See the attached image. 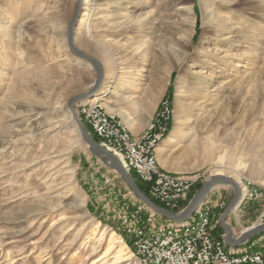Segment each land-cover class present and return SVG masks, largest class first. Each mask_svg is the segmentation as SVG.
Here are the masks:
<instances>
[{"label": "rangeland", "instance_id": "1", "mask_svg": "<svg viewBox=\"0 0 264 264\" xmlns=\"http://www.w3.org/2000/svg\"><path fill=\"white\" fill-rule=\"evenodd\" d=\"M77 6L78 0H0V264H140L121 214L140 209L144 227L150 220L175 223L141 204L73 124L69 101L89 93L97 79L68 44ZM84 10L83 1L74 46L102 64L104 80L77 113L95 100L111 111L131 83L130 104L118 115L143 138L168 101L158 163L196 182L180 209L159 206L180 214L212 176L222 175L245 189L227 222L233 238L264 226V195L251 201L247 193L264 194V0H92L80 24ZM117 66L124 69L115 76ZM179 130L183 135L160 154ZM234 195V187L217 186L198 209L213 208L214 237L227 248L264 250V231L227 245L220 219Z\"/></svg>", "mask_w": 264, "mask_h": 264}, {"label": "built area", "instance_id": "2", "mask_svg": "<svg viewBox=\"0 0 264 264\" xmlns=\"http://www.w3.org/2000/svg\"><path fill=\"white\" fill-rule=\"evenodd\" d=\"M171 113L169 102L164 101L149 133L136 138L118 113L109 111L103 101L83 103L78 110L102 145L122 157L127 170L135 172L151 197L175 210L188 201L196 179L171 174L158 163L155 144L167 131ZM247 193L251 201H258L264 195L258 189H247ZM139 214L140 209L133 217L123 212L120 219L124 231L133 240L140 264H264V250L229 249L222 238L214 237L215 214L208 203L183 224L156 226L150 220V225L144 227L138 219Z\"/></svg>", "mask_w": 264, "mask_h": 264}, {"label": "water", "instance_id": "3", "mask_svg": "<svg viewBox=\"0 0 264 264\" xmlns=\"http://www.w3.org/2000/svg\"><path fill=\"white\" fill-rule=\"evenodd\" d=\"M82 5H83V0H78L77 11L73 16L68 28V44L74 56L83 59L94 66L97 72V79L95 81V84L93 85L92 90L89 93L75 96L69 101L68 111L72 115L73 124L77 128L84 142L87 145H89L91 149L95 151L97 154L108 158L112 162V166L119 172L127 187L137 197V199L141 204H143L149 211L153 212L156 215L161 216L166 220L173 221L177 224L185 223L195 213L198 207L203 204L204 200L207 198V196L210 194L213 188L222 185L232 186L235 188V195L231 200V202L228 204L225 212L223 213L220 219V225L225 230L227 245L230 247H237L243 244V242L248 240L249 238L264 231V226H260L245 231V233H243V235H241L238 239L233 238L232 230L227 222L230 215L235 210H237L242 204V202L245 200L242 199L241 186L234 178L226 177L222 175L212 176L203 185V187L194 195L189 205L180 214H176L164 209L163 207H160L151 199H149L140 189L136 181L132 178V176L130 175L126 167L122 164V162L119 160V158L115 154L105 149L100 143L96 142L94 138L88 133L82 121L78 117L77 106L78 103L91 99L96 95L104 80V69L99 61L77 50L74 46V30L76 27L77 20L80 18L82 14L81 13Z\"/></svg>", "mask_w": 264, "mask_h": 264}, {"label": "bare ground", "instance_id": "4", "mask_svg": "<svg viewBox=\"0 0 264 264\" xmlns=\"http://www.w3.org/2000/svg\"><path fill=\"white\" fill-rule=\"evenodd\" d=\"M84 2H85V10H84V15H83V17H82V19L80 20V24H82V23H85V22H87L88 21V19H89V17H90V14H88V9H89V6H90V3H92V0H83ZM92 6V5H91ZM97 9H98V7H96ZM186 9H188V10H190V8H188V7H185ZM206 32V31H205ZM101 54V53H100ZM116 71H114V75L115 76H117L124 68H122V67H119V66H117L116 68ZM109 79H111V78H109ZM114 79H115V77H114ZM107 83H114V81H107ZM117 83V82H116ZM110 88V87H109ZM103 89V88H102ZM107 89V88H106ZM132 89H133V91H135L134 90V88L132 87V85H131V83H129V85H128V88H127V90H126V92H123V93H121V94H118V96L119 97H117V99H115L113 102H111V104L113 105V106H111V107H109V109L111 110V111H115V112H117L118 114H120V115H124L125 114V111H124V109L130 104V100H131V98H132ZM126 116H128V115H125V117ZM130 120V118L128 119V121ZM175 133H177V134H175ZM174 134H172L169 138H168V140L163 144V145H161L160 146V149L158 150L159 151V153L161 154V153H164V151L166 150V146L170 143V142H173V140L175 139V138H178V137H180V136H182L183 134H182V132H180V130L179 131H177V132H175ZM185 133V132H184ZM176 140V139H175ZM207 150V152L209 151V153H210V149L209 148H207L206 149ZM209 156V155H208ZM118 158H119V160L122 162V164L124 163L123 162V159H122V157L121 156H118ZM222 163H218L217 162V167H221L222 165H221ZM213 171H215V172H217V170H213ZM237 173H238V175H241V173L239 172V170H238V168L235 170ZM242 188H243V191H242V198H243V196L245 195V189H244V186H241ZM124 250V249H123Z\"/></svg>", "mask_w": 264, "mask_h": 264}, {"label": "trees", "instance_id": "5", "mask_svg": "<svg viewBox=\"0 0 264 264\" xmlns=\"http://www.w3.org/2000/svg\"><path fill=\"white\" fill-rule=\"evenodd\" d=\"M90 131V130H89ZM94 139L97 141V142H100V140L97 138V137H94ZM131 175H132V177L135 179V181L137 182V184H138V186L140 187V189L147 195V196H149L148 195V191H147V188H146V185L145 184H143L137 177H136V174L135 173H133V172H131ZM154 201V200H153ZM157 205H160V206H162L159 202H157V201H154ZM164 220H166V219H164ZM216 230H217V232H219V233H223V229H222V227L221 226H217V228H216Z\"/></svg>", "mask_w": 264, "mask_h": 264}, {"label": "crops", "instance_id": "6", "mask_svg": "<svg viewBox=\"0 0 264 264\" xmlns=\"http://www.w3.org/2000/svg\"><path fill=\"white\" fill-rule=\"evenodd\" d=\"M244 208V207H243ZM242 211V210H241ZM241 234V232L240 233H236V236L235 237H238L239 235Z\"/></svg>", "mask_w": 264, "mask_h": 264}]
</instances>
